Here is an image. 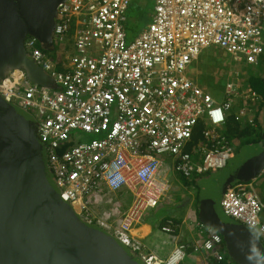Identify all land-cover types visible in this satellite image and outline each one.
I'll return each mask as SVG.
<instances>
[{
  "label": "built area",
  "instance_id": "2783aa9c",
  "mask_svg": "<svg viewBox=\"0 0 264 264\" xmlns=\"http://www.w3.org/2000/svg\"><path fill=\"white\" fill-rule=\"evenodd\" d=\"M133 1L66 0L54 31L63 69L35 38L25 42L56 88L38 86L23 70H11L0 82V96L36 120L53 182L84 222L107 231L144 264H183L190 250L209 264H230L223 237L201 222L203 237L192 247L178 246L165 262L146 254L133 232L165 200L167 183L158 181L162 168L187 181L214 175L236 155L221 132L229 118L256 126L247 107L259 104L257 93L229 82L218 102L188 72L212 47L235 62L259 67L264 0H152L151 23L129 40ZM72 36L75 54L66 58ZM200 124L202 140L192 144ZM117 175L124 179L114 186ZM256 181L228 189L222 208L264 246V203ZM120 193L131 195L132 204L114 225L91 199L99 195L109 201ZM162 229L174 233L172 226Z\"/></svg>",
  "mask_w": 264,
  "mask_h": 264
},
{
  "label": "water",
  "instance_id": "95a60500",
  "mask_svg": "<svg viewBox=\"0 0 264 264\" xmlns=\"http://www.w3.org/2000/svg\"><path fill=\"white\" fill-rule=\"evenodd\" d=\"M65 1L0 0V82L9 71L23 70L32 83L56 88L26 52L25 42L33 37L44 50L54 51L58 9ZM263 171L264 138L244 146L224 170L199 185V220L223 237L235 264H264V246L224 213L222 199L228 189L258 179ZM0 264H144L107 231L84 222L62 199L38 123L1 96Z\"/></svg>",
  "mask_w": 264,
  "mask_h": 264
},
{
  "label": "crops",
  "instance_id": "0c3cea01",
  "mask_svg": "<svg viewBox=\"0 0 264 264\" xmlns=\"http://www.w3.org/2000/svg\"><path fill=\"white\" fill-rule=\"evenodd\" d=\"M153 12L152 14L149 15V19L151 21H152ZM149 24L146 26L145 29H147ZM128 28L129 27L127 24L129 40L135 39L141 32L140 31L138 33L136 30H131ZM129 30L131 32V35L129 34ZM68 48L73 49L74 52L73 55H74L75 50H74L73 36L70 38V42L68 43V46L65 47L66 58H69L67 54ZM56 51H58V49L54 47V51L51 57L58 62V66H57L58 70H62L63 68L60 65L61 62L59 61L61 59V56L60 54L58 55ZM63 58L64 61H66V58L65 57ZM199 60L200 59H198L195 63H197ZM193 66L194 64L192 65V67L188 72L189 73L188 75L192 79H194L192 76V72L195 69ZM237 66L242 67L243 72L239 71L238 68H236L235 71H232L233 73L231 72L232 73L230 77L231 79L227 83L237 81L240 83L241 87L246 90V92H249V90H251L257 93V95L260 97L259 104L253 105L251 104V102H248V104L250 103V106L247 108L251 111V114L255 116L256 122L259 120L258 123L260 124V122L262 121L263 123L262 136L264 138V116L262 117V119L259 118V116L261 115L259 114V110H260L259 108L264 104V98H262L259 95L258 91L254 90V88L251 87V85L249 84L250 79L253 77H262L261 79H263L264 81V56L261 59L260 66L257 68L253 69L244 63H238ZM256 73H259V75H257ZM215 99L218 102H222L224 100V97L221 101H219L217 98ZM241 105H246V103L242 102ZM239 106L240 104L238 103L236 112L238 111ZM236 123L240 124L237 121H235V119L229 118L227 124L221 128V132L228 136L235 150H237L236 151L237 154L242 149V143H244V138L238 136L233 138L230 136L229 130L232 126L234 127V124ZM240 125L247 126L245 122L241 123ZM167 172L168 171L165 168H162L161 174H163V176L158 180L159 182L164 181L167 183L166 195L164 196L165 200L161 202L159 207L150 210L143 223L138 225V227L133 232V236L135 237V239L138 240L144 246L146 254L149 255L152 254L156 256L161 262H165L171 256V254L176 250L178 246L187 244L192 247L193 244L200 239L201 234L199 233V228H198V223H200V220L197 209L198 191L201 180L208 178V177L196 178L195 180L187 181L185 179L180 178L177 174H174V172H170V173ZM261 178L262 180H260ZM256 186H257V191L260 194L261 199L264 203V197H262V195L264 196L263 173L257 179ZM259 190H261L262 192H260ZM106 199L107 198L103 200V198H101V196L99 195L94 196L91 199L93 201L94 209L96 211L100 210L99 213L104 214L105 218L106 219L108 218L109 223L118 225L121 221L122 214L132 204V197L129 194L120 193L117 195L115 199L112 198L111 196L108 198L109 201ZM99 202L101 203L100 206H98ZM167 226H172L174 233L168 234L164 232L162 228ZM225 255L227 256V252ZM183 264H209V263L206 261L204 257L196 255L193 253L192 250H190L189 256L186 258Z\"/></svg>",
  "mask_w": 264,
  "mask_h": 264
},
{
  "label": "rangeland",
  "instance_id": "374dc122",
  "mask_svg": "<svg viewBox=\"0 0 264 264\" xmlns=\"http://www.w3.org/2000/svg\"><path fill=\"white\" fill-rule=\"evenodd\" d=\"M154 8L155 4L152 0H134L128 11V29L136 30L138 33L144 31L151 21L149 15L152 14ZM129 34L131 35L130 30ZM67 51L68 57H71L74 53L71 48H68ZM50 53L53 54V52ZM199 59L193 66L195 69L192 72V76L195 82L204 88L206 92L221 101L224 97L227 82L231 79L232 71L238 68L239 71L243 72L242 67L237 66L238 62H235L231 56L216 47L204 51ZM256 74L259 75V73ZM259 191L262 192L261 190ZM262 197L264 196L262 195ZM140 261L143 263L141 258Z\"/></svg>",
  "mask_w": 264,
  "mask_h": 264
},
{
  "label": "trees",
  "instance_id": "16d2710c",
  "mask_svg": "<svg viewBox=\"0 0 264 264\" xmlns=\"http://www.w3.org/2000/svg\"><path fill=\"white\" fill-rule=\"evenodd\" d=\"M39 48L49 54L50 56H52V54L50 53L49 50H44L41 45L39 44ZM262 77H253L250 79V82L249 84L251 85V87L254 88V90L258 91L259 95L264 98V81L263 79H261ZM259 114H261L259 116L260 119H262V117L264 116V104L259 108ZM263 114H262V113ZM259 121V120H258ZM258 121L256 122V126L257 127H252L250 125H240V124H234V127L232 126L229 130L230 132V136L235 138L236 136L238 137H243L244 138V143H242V148L244 146H248V145H252V144H255L257 142H260L263 138L262 136V127H263V123L262 121L260 122V124L258 123ZM204 129V126L203 124H200L198 126V128H196V131H195V134H194V138H193V142L192 144H195L199 141L202 140V131ZM134 255V254H133ZM136 258L137 256L134 255ZM227 258L229 259V262L230 264H235L234 261H232L228 255H227Z\"/></svg>",
  "mask_w": 264,
  "mask_h": 264
},
{
  "label": "clouds",
  "instance_id": "9594fccd",
  "mask_svg": "<svg viewBox=\"0 0 264 264\" xmlns=\"http://www.w3.org/2000/svg\"><path fill=\"white\" fill-rule=\"evenodd\" d=\"M123 176H121V175H117V176H115L114 178H113V180H112V184L114 185V186H119V183L121 182V181H123ZM252 251L256 254V258L257 259H260V257H259V253L257 252V250L255 249V248H253L252 249ZM249 259H252V257H249Z\"/></svg>",
  "mask_w": 264,
  "mask_h": 264
}]
</instances>
